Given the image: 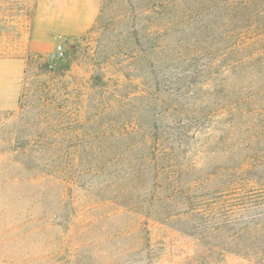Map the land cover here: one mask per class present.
Returning <instances> with one entry per match:
<instances>
[{
    "label": "rangeland",
    "instance_id": "1",
    "mask_svg": "<svg viewBox=\"0 0 264 264\" xmlns=\"http://www.w3.org/2000/svg\"><path fill=\"white\" fill-rule=\"evenodd\" d=\"M262 194L264 0H0V264H264Z\"/></svg>",
    "mask_w": 264,
    "mask_h": 264
},
{
    "label": "trees",
    "instance_id": "2",
    "mask_svg": "<svg viewBox=\"0 0 264 264\" xmlns=\"http://www.w3.org/2000/svg\"><path fill=\"white\" fill-rule=\"evenodd\" d=\"M254 204H250V206L247 207L246 213H253V217H256L255 220H261V216L264 217V194L260 195V198H256L255 200H252ZM204 219L207 220L206 215L204 214ZM212 219V218H211ZM254 222V221H253ZM226 223H230V221H227Z\"/></svg>",
    "mask_w": 264,
    "mask_h": 264
},
{
    "label": "built area",
    "instance_id": "3",
    "mask_svg": "<svg viewBox=\"0 0 264 264\" xmlns=\"http://www.w3.org/2000/svg\"><path fill=\"white\" fill-rule=\"evenodd\" d=\"M49 57L51 61H58L65 57V49L62 42H56L55 47L51 51Z\"/></svg>",
    "mask_w": 264,
    "mask_h": 264
}]
</instances>
